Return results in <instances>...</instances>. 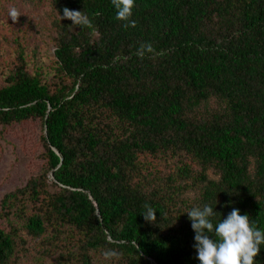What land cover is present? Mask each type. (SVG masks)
I'll return each instance as SVG.
<instances>
[{"label":"trees","instance_id":"16d2710c","mask_svg":"<svg viewBox=\"0 0 264 264\" xmlns=\"http://www.w3.org/2000/svg\"><path fill=\"white\" fill-rule=\"evenodd\" d=\"M36 1L54 74L28 69L15 23L0 126L39 121L43 167L0 201V264H199L205 204L264 229V0H135L127 29L111 0Z\"/></svg>","mask_w":264,"mask_h":264},{"label":"rangeland","instance_id":"374dc122","mask_svg":"<svg viewBox=\"0 0 264 264\" xmlns=\"http://www.w3.org/2000/svg\"><path fill=\"white\" fill-rule=\"evenodd\" d=\"M15 7L20 15L16 21L8 17V10ZM48 9L44 1L31 4L26 0H0V82L13 61L12 29L21 22L28 27L25 35L26 61L28 69L37 68L51 79L53 77L54 49L49 45L47 35L40 30L45 25ZM14 24V27L11 25ZM44 29V28H43ZM36 50L33 55L32 51ZM42 128L39 121L17 124L9 127L0 126V201L2 197L38 175L43 167L41 160ZM0 222V226H1Z\"/></svg>","mask_w":264,"mask_h":264},{"label":"clouds","instance_id":"9594fccd","mask_svg":"<svg viewBox=\"0 0 264 264\" xmlns=\"http://www.w3.org/2000/svg\"><path fill=\"white\" fill-rule=\"evenodd\" d=\"M135 0H111L115 9V18L122 26L135 28L136 21L132 19ZM19 11L12 7L8 17L16 21ZM100 15V12L95 13ZM61 19L71 21L72 26L92 27V21L83 11L63 9ZM151 43H143L137 49L136 55L143 59L146 54H153ZM145 212L141 215L147 222L156 220V209L149 204L144 205ZM217 212L205 204L203 207H193L187 212L191 229L194 232L193 248L199 264H261L259 256L261 245H264V229L250 222L248 214H241L238 208L232 210L217 223L212 218ZM215 237V238H214Z\"/></svg>","mask_w":264,"mask_h":264},{"label":"water","instance_id":"95a60500","mask_svg":"<svg viewBox=\"0 0 264 264\" xmlns=\"http://www.w3.org/2000/svg\"><path fill=\"white\" fill-rule=\"evenodd\" d=\"M55 152L58 154V152H57V151H55ZM50 177H51V179H53V176H52V175H51Z\"/></svg>","mask_w":264,"mask_h":264}]
</instances>
